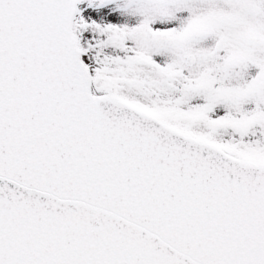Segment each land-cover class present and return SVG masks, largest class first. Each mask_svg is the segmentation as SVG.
Here are the masks:
<instances>
[{
	"label": "snow or ice",
	"instance_id": "snow-or-ice-1",
	"mask_svg": "<svg viewBox=\"0 0 264 264\" xmlns=\"http://www.w3.org/2000/svg\"><path fill=\"white\" fill-rule=\"evenodd\" d=\"M0 264H264V0H0Z\"/></svg>",
	"mask_w": 264,
	"mask_h": 264
}]
</instances>
